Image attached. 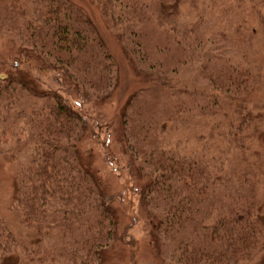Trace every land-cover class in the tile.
Masks as SVG:
<instances>
[{
  "label": "trees",
  "instance_id": "obj_1",
  "mask_svg": "<svg viewBox=\"0 0 264 264\" xmlns=\"http://www.w3.org/2000/svg\"><path fill=\"white\" fill-rule=\"evenodd\" d=\"M89 2L142 79L119 127L108 128L117 149L106 161L114 157L135 180L146 264H264V171L252 152L264 114L249 100L257 74L248 58L252 35L264 38V0H215L211 20L178 15L179 0ZM241 25L248 40L233 33ZM0 35L17 59L0 73V156L26 155L15 160L6 210L30 229L23 243L0 215V264H112L108 255L125 248L134 263L138 245L119 234L128 220L121 199L85 148L95 120L32 77L58 74L94 103L113 95L118 61L89 11L73 0H0ZM203 54L205 86L169 84Z\"/></svg>",
  "mask_w": 264,
  "mask_h": 264
},
{
  "label": "rangeland",
  "instance_id": "obj_2",
  "mask_svg": "<svg viewBox=\"0 0 264 264\" xmlns=\"http://www.w3.org/2000/svg\"><path fill=\"white\" fill-rule=\"evenodd\" d=\"M76 4L81 7H84L89 11V14L93 18L95 25L97 26L100 34L103 36L109 50L114 54L115 58L118 61L119 65V75H118V84L113 92V95L108 98L107 101L101 103H94L89 101L88 98H84L82 95L71 92L73 88H69L65 85L63 79L58 76V74L50 72H38L33 71L32 77L36 78L39 83H47L51 88L57 90L60 95H62L65 102L72 107H76L77 110H81L85 115L95 120L94 125L98 128H94L95 134L92 136V140L87 143L86 149L90 151V158L92 165L95 166V171H98V175L101 180L106 182L107 191L111 196L116 200L117 198L121 199L120 203L122 210L124 211V219L129 221L134 219L136 223L127 222L125 226H121L120 237L122 243H128L135 247L138 245V252L135 255L134 263L130 260V256L127 253L128 248L116 249V252L108 255L111 259L112 264H146L148 253L146 248L142 246V241L146 240L148 231L143 224L142 220L139 218L138 212V201L140 194L138 193L135 180H133L130 170L127 172L125 165L120 164L114 157H111L108 162L106 161V154L109 152V149H117L115 144L111 146L107 145V139L110 137L111 128L116 130L120 125V114L123 108V105L127 97L134 91V89L142 81L141 77L136 74L129 66L128 61L124 58L123 51L119 48V43L114 35V33L107 29L104 17L100 15V11L97 6L90 3V0H73ZM215 0H205L197 2L195 0H179V3L176 8L178 15H191V17L203 18L208 20L212 18L216 13L214 12ZM224 7V14H227L230 9ZM233 7V6H232ZM216 19V17H215ZM212 20L213 24L216 26V20ZM211 20V19H210ZM224 20L217 21L219 24ZM246 21V22H245ZM230 23L236 28L234 20H230ZM242 24H247L248 26L253 27L255 30L257 28L256 21L252 20H243ZM243 26L241 25V28ZM237 36L245 35V39L248 40L246 31L244 28L241 30L233 31ZM253 40L250 42L251 45L248 50V58L252 63L253 71L257 74L256 82L254 83L253 90L250 94L249 100L250 103L257 114H264V38L259 33H255ZM10 52V45L7 43L6 38L0 35V73L5 74L4 72L10 71L14 67L12 61L17 60L16 57L7 56ZM15 58V59H14ZM206 60V56L203 54L200 57H197V60L194 63L188 64L185 70L177 75H170V85H193V86H205L206 80L203 78V74L200 71V65L203 61ZM20 65L18 66V68ZM138 70L137 68H135ZM4 70V71H3ZM31 73V71H29ZM146 73L142 72L144 75ZM156 75V74H155ZM158 78L159 76L156 75ZM149 77V76H148ZM155 77V76H154ZM153 78V77H152ZM165 78L162 77V80ZM173 80V81H172ZM190 84V85H189ZM171 85V86H172ZM140 86V85H139ZM71 90V91H69ZM79 98V100L77 98ZM79 101V103L76 102ZM99 116V120L96 121L95 116ZM93 129V128H92ZM20 139H24V134L20 135ZM112 139V138H111ZM11 141V140H10ZM11 143V144H10ZM17 144V143H16ZM19 145V144H17ZM21 145V144H20ZM14 147V143L9 142L5 144L4 148L10 149ZM253 159L256 162L257 166L264 171V132H262L259 137L255 140L252 148ZM11 159H6L3 154L0 156V215L1 217L9 224L10 228L14 231V234L23 242L26 243L29 239L27 238L30 234L29 230L17 222L15 216L12 213H9L6 210V202L12 194V184L14 176V166L15 160L21 158L22 160L26 159V155L22 154L21 157L15 155L10 157ZM115 159V160H114ZM115 163V165L113 164ZM118 165H117V164ZM118 168H117V166ZM260 214L264 220V185L263 189L260 192ZM129 223V224H128ZM126 228V230H125ZM33 236V235H32ZM34 239L36 237H33ZM264 254V253H263ZM139 261H138V256ZM137 259V260H136Z\"/></svg>",
  "mask_w": 264,
  "mask_h": 264
}]
</instances>
